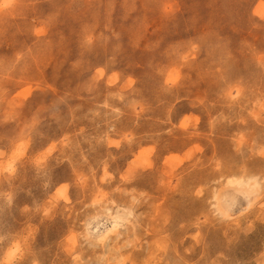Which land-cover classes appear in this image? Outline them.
Masks as SVG:
<instances>
[{
  "label": "rangeland",
  "instance_id": "374dc122",
  "mask_svg": "<svg viewBox=\"0 0 264 264\" xmlns=\"http://www.w3.org/2000/svg\"><path fill=\"white\" fill-rule=\"evenodd\" d=\"M0 264H264V0H0Z\"/></svg>",
  "mask_w": 264,
  "mask_h": 264
},
{
  "label": "bare ground",
  "instance_id": "6f19581e",
  "mask_svg": "<svg viewBox=\"0 0 264 264\" xmlns=\"http://www.w3.org/2000/svg\"><path fill=\"white\" fill-rule=\"evenodd\" d=\"M231 195L228 194V196H231ZM249 200H250V198H249V196L247 194H242V196H236L234 199H232L233 202L230 203L229 211L232 214L241 212L245 206H248Z\"/></svg>",
  "mask_w": 264,
  "mask_h": 264
}]
</instances>
